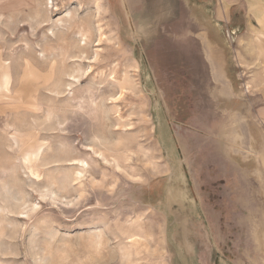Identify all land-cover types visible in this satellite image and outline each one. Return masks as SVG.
Here are the masks:
<instances>
[{"label": "rangeland", "instance_id": "rangeland-1", "mask_svg": "<svg viewBox=\"0 0 264 264\" xmlns=\"http://www.w3.org/2000/svg\"><path fill=\"white\" fill-rule=\"evenodd\" d=\"M215 14L0 0V264H169L264 216V27Z\"/></svg>", "mask_w": 264, "mask_h": 264}, {"label": "crops", "instance_id": "crops-1", "mask_svg": "<svg viewBox=\"0 0 264 264\" xmlns=\"http://www.w3.org/2000/svg\"><path fill=\"white\" fill-rule=\"evenodd\" d=\"M203 1H210L211 6L213 5L216 8L215 15L218 22L226 27V31L232 33L228 36H233L234 31L236 32L239 28L250 31L254 24L264 27V0ZM212 30L218 33L221 31L218 28L217 30L212 28ZM205 31L207 33L208 29H205ZM227 92L226 97L219 96L217 98L226 99V102L234 101L237 103V101H240L236 96L230 98L233 91L230 93L227 89ZM257 170L261 174L256 172L254 176L261 177L262 183L258 186L260 191H264V170ZM244 171L250 176V170L244 169ZM244 224H247V228H243L240 233L228 232L226 235L218 232L211 233L209 249L196 248L197 242L205 240L201 238L203 235H195L194 239L188 238L189 244L184 250L185 254H180L182 250L178 249L179 255L177 254L176 259H172L171 256L173 255H171V263L169 264H264V216L256 219L250 218V222H244L243 226Z\"/></svg>", "mask_w": 264, "mask_h": 264}, {"label": "bare ground", "instance_id": "bare-ground-1", "mask_svg": "<svg viewBox=\"0 0 264 264\" xmlns=\"http://www.w3.org/2000/svg\"><path fill=\"white\" fill-rule=\"evenodd\" d=\"M214 15V14H213ZM204 19V18H203ZM212 19H215V18H212ZM210 21V20H209ZM206 22V21H205ZM206 24V23H205ZM208 24V23H207ZM209 25V24H208ZM216 26V25H215ZM209 27V26H208ZM217 27V26H216ZM210 28H211V26H210ZM215 28V27H214ZM212 30V29H211ZM216 32V31H215ZM216 34H217V32H216ZM216 37V36H215ZM219 38V37H218ZM218 38H216V39H218ZM219 40V39H218ZM217 40V41H218ZM223 40V39H222ZM222 44V43H221ZM225 46V45H224ZM230 48V47H229Z\"/></svg>", "mask_w": 264, "mask_h": 264}]
</instances>
